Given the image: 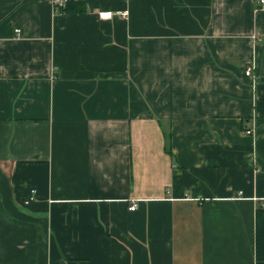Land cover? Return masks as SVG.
Here are the masks:
<instances>
[{"label":"crops","instance_id":"crops-1","mask_svg":"<svg viewBox=\"0 0 264 264\" xmlns=\"http://www.w3.org/2000/svg\"><path fill=\"white\" fill-rule=\"evenodd\" d=\"M74 3L0 0V264H264V3Z\"/></svg>","mask_w":264,"mask_h":264},{"label":"built area","instance_id":"built-area-1","mask_svg":"<svg viewBox=\"0 0 264 264\" xmlns=\"http://www.w3.org/2000/svg\"><path fill=\"white\" fill-rule=\"evenodd\" d=\"M46 1H48L56 11L61 12V11H64L65 8L71 3L86 1V0H46ZM259 3L263 4L264 0H259ZM124 13L125 12H122L123 15H124ZM99 16H101L102 18L110 17L111 12L110 11H101V12H99ZM249 72H250V68H247L246 74H249ZM246 132L250 133L251 131L247 130ZM135 207H136V204H132L130 206V209L133 210V209H135Z\"/></svg>","mask_w":264,"mask_h":264},{"label":"trees","instance_id":"trees-1","mask_svg":"<svg viewBox=\"0 0 264 264\" xmlns=\"http://www.w3.org/2000/svg\"><path fill=\"white\" fill-rule=\"evenodd\" d=\"M74 4H76V2H75ZM68 6H69V5H68ZM68 6H67L66 8H68ZM66 8H65V9H66Z\"/></svg>","mask_w":264,"mask_h":264}]
</instances>
